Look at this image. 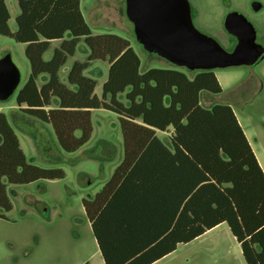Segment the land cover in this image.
Instances as JSON below:
<instances>
[{
    "label": "trees",
    "instance_id": "obj_1",
    "mask_svg": "<svg viewBox=\"0 0 264 264\" xmlns=\"http://www.w3.org/2000/svg\"><path fill=\"white\" fill-rule=\"evenodd\" d=\"M16 2L11 31L0 0V34L25 44L29 74L16 91L17 110L48 126L61 152H74L89 140L93 109L117 115L122 159L93 198L81 201L104 264H151L222 222L245 263L264 264V172L233 108L200 103L202 92L222 91L214 70L169 62L141 67L128 38L91 33L80 0ZM81 39L85 58L71 62L64 82L59 71ZM52 40L58 45L45 59ZM95 60L107 64L100 96V73H89ZM41 74L46 80L39 85ZM169 127L172 151L156 135ZM64 176L61 168L27 161L0 112V208H12L7 183Z\"/></svg>",
    "mask_w": 264,
    "mask_h": 264
},
{
    "label": "rangeland",
    "instance_id": "obj_2",
    "mask_svg": "<svg viewBox=\"0 0 264 264\" xmlns=\"http://www.w3.org/2000/svg\"><path fill=\"white\" fill-rule=\"evenodd\" d=\"M250 1L189 0L192 21L200 31L213 36L227 48L222 17L227 9H238L251 20L258 34L264 36V10L252 11ZM259 1L264 3V0ZM5 3L10 14L8 24L14 30L17 2L5 0ZM80 8L92 34L114 33L128 38L141 59V67L167 64L166 60L145 51L136 42L132 24L124 13V0H80ZM56 44L53 42L47 52L51 53ZM24 47V43L0 34V57L10 53L21 72L13 95L0 101V112L12 125L27 161L44 168H61L65 176L26 184H6L12 208L8 211L0 208L3 215L0 216V264H82L86 261L102 264L81 201L91 199L100 190L122 157L117 115L106 109H93L89 140L74 152H61L48 126L17 110L15 94L29 74ZM83 49L86 46L81 39L74 58L83 60ZM72 60L69 57L66 66ZM93 65H98L106 75V62L95 60L91 67ZM213 70L222 91L217 94L202 92L200 103L203 106L230 104L264 171V58L250 66ZM97 80L95 93L100 96L102 76ZM37 82L40 83V79ZM119 98L123 100V95ZM83 175L91 177L86 179L92 180L91 183H81ZM231 237L227 225L223 224L208 234L178 244L172 252L151 264H246L238 242ZM214 238L222 241H212Z\"/></svg>",
    "mask_w": 264,
    "mask_h": 264
},
{
    "label": "water",
    "instance_id": "obj_3",
    "mask_svg": "<svg viewBox=\"0 0 264 264\" xmlns=\"http://www.w3.org/2000/svg\"><path fill=\"white\" fill-rule=\"evenodd\" d=\"M249 6L254 12L264 9L259 0H251ZM124 13L136 42L178 67L209 70L253 65L264 58V45L255 41L252 22L236 10L223 17L225 29L236 37L230 50L194 25L189 0H124ZM20 79V69L11 54L1 56L0 101L13 95Z\"/></svg>",
    "mask_w": 264,
    "mask_h": 264
},
{
    "label": "crops",
    "instance_id": "obj_4",
    "mask_svg": "<svg viewBox=\"0 0 264 264\" xmlns=\"http://www.w3.org/2000/svg\"><path fill=\"white\" fill-rule=\"evenodd\" d=\"M7 6V5H6ZM18 11H19V9H18ZM18 13V12H17ZM16 13V14H17ZM10 15V14H9ZM16 16V15H15ZM9 18H10V16H9ZM9 25V24H8ZM10 28V27H9ZM15 28H16V26H15ZM11 30V29H10ZM15 30V29H14ZM14 30H11V31H14ZM68 34H65V36H67ZM53 42L54 43H57L56 45H58V40H52L51 41V46L53 45ZM55 45V46H56ZM54 47V46H53ZM51 48V47H50ZM48 51V50H47ZM45 52L44 53V57L45 58H49L50 57V54L51 53H48V52ZM86 52H87V50L86 49H83V54L85 55L86 54ZM75 54V53H74ZM74 54L72 55V56H69V57H72V61H74V60H76V58H74ZM69 57H68V59H69ZM68 59H67V61H68ZM67 63V62H66ZM66 63H65V65H63L62 67H61V69H60V71H59V76H60V79L62 80V81H64V79L66 78V72H67V70H68V67L69 66H66ZM94 70H97V71H99V73H100V77L102 76V81L105 79V77H106V75H105V72H104V70L102 71V69L98 66V65H93L91 68H90V72L89 73H93V71ZM38 79H40V83H38L39 85L43 82V81H45L46 80V75L45 74H41L39 77H38ZM37 79V80H38ZM98 81V80H97ZM206 93V92H205ZM210 94V93H209ZM201 96V95H200ZM201 100V99H200ZM227 104H229V103H227ZM230 105V104H229ZM235 112V111H234ZM236 114V113H235ZM170 132H171V127H169V129L167 130V131H159V130H156V135L162 140V142H163V144L167 147V148H169L170 149V151H172V146H171V143H170V141L168 140V135L170 134ZM245 133V132H244ZM160 134H165V136L163 137V136H161ZM245 136H246V134H245ZM246 138H247V136H246ZM248 140V139H247ZM248 142H249V140H248ZM250 144V143H249ZM250 146H251V144H250ZM251 149H252V151H253V153L255 154V152H254V150H253V148H252V146H251ZM255 157H256V159H257V161H258V163H259V165H260V167H261V169L263 170V168H262V166H261V163H260V161H259V159H258V157H257V155L255 154ZM121 159H122V157L120 158V160H119V162L121 161ZM119 162H118V164H119ZM117 164V165H118ZM116 165V166H117ZM115 166V167H116ZM114 167V168H115ZM101 170H102V167H101ZM114 170V169H113ZM113 170H112V172H113ZM264 172V171H263ZM112 174V173H111ZM110 174V175H111ZM102 177L103 178H105L106 176H105V174H102ZM110 177V176H109ZM109 177L107 178V180L109 179ZM87 178H91V177H89V176H87V175H83L82 177H81V183H85L84 185H88L89 183H91V181H89L88 183H86V179ZM107 180H105V182L107 181ZM170 178H168L167 179V183L168 184H170ZM171 180H179L178 178L177 179H175L174 177H171ZM104 182V183H105ZM104 185V184H103ZM102 185V186H103ZM101 189V188H100ZM99 191V190H98ZM97 191V192H98ZM96 193V192H95ZM93 198V197H92ZM91 198V199H92ZM223 224H226L225 222H222V223H219L218 225H216V226H214V227H212V228H210V229H208V230H206L203 234H201V235H199V236H203V235H205V234H208L209 232H212L213 230H215L216 228H219L220 226H222ZM228 227V226H227ZM229 229V228H228ZM199 236H197V237H199ZM231 240H234V241H236V239L234 238V236L231 234ZM212 241H222V240H220V239H218V238H214V239H212ZM98 248V247H97ZM100 253V252H99ZM101 256V255H100ZM102 258V257H101ZM102 262H103V259H102ZM89 263V262H88ZM90 264V263H89ZM102 264H104V262L102 263Z\"/></svg>",
    "mask_w": 264,
    "mask_h": 264
},
{
    "label": "flooded vegetation",
    "instance_id": "obj_5",
    "mask_svg": "<svg viewBox=\"0 0 264 264\" xmlns=\"http://www.w3.org/2000/svg\"><path fill=\"white\" fill-rule=\"evenodd\" d=\"M232 10H236V11H238V12H241L240 10H238V9H227L226 11H225V13H224V15H223V17L225 16V14L226 13H228V12H230V11H232ZM261 10H264V9H260L259 11H261ZM258 12V11H257ZM242 13V12H241ZM243 14V13H242ZM244 15V14H243ZM245 16V15H244ZM223 17H222V26H223V28H224V30H225V32H226V34H227V45L226 44H224L227 48H225L224 46V48L225 49H227V50H230V49H232L233 48V46H234V44L236 43V37L233 35V34H231V33H229L226 29H225V27H224V25H223ZM247 17V16H246ZM248 18V17H247ZM250 20V19H249ZM251 21V20H250ZM254 26V25H253ZM255 28V27H254ZM255 31H256V36H255V41L257 42V43H259V44H261V45H264V36L262 35H259L258 34V32H257V30L255 29ZM244 66H250V65H244ZM42 208V207H41Z\"/></svg>",
    "mask_w": 264,
    "mask_h": 264
}]
</instances>
